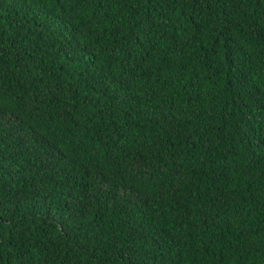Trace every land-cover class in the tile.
I'll return each instance as SVG.
<instances>
[{
    "label": "trees",
    "instance_id": "obj_1",
    "mask_svg": "<svg viewBox=\"0 0 264 264\" xmlns=\"http://www.w3.org/2000/svg\"><path fill=\"white\" fill-rule=\"evenodd\" d=\"M0 264H264V0H0Z\"/></svg>",
    "mask_w": 264,
    "mask_h": 264
}]
</instances>
